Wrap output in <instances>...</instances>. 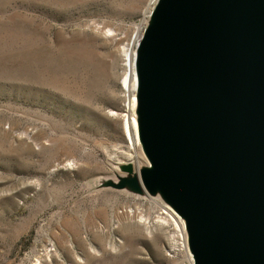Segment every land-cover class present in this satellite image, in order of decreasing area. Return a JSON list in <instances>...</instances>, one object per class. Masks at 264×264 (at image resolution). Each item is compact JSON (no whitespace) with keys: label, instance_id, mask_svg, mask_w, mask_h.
Masks as SVG:
<instances>
[{"label":"rangeland","instance_id":"374dc122","mask_svg":"<svg viewBox=\"0 0 264 264\" xmlns=\"http://www.w3.org/2000/svg\"><path fill=\"white\" fill-rule=\"evenodd\" d=\"M152 1L0 0V264H189L129 127Z\"/></svg>","mask_w":264,"mask_h":264},{"label":"water","instance_id":"95a60500","mask_svg":"<svg viewBox=\"0 0 264 264\" xmlns=\"http://www.w3.org/2000/svg\"><path fill=\"white\" fill-rule=\"evenodd\" d=\"M139 43L142 183L194 264H264V0H161Z\"/></svg>","mask_w":264,"mask_h":264},{"label":"bare ground","instance_id":"6f19581e","mask_svg":"<svg viewBox=\"0 0 264 264\" xmlns=\"http://www.w3.org/2000/svg\"><path fill=\"white\" fill-rule=\"evenodd\" d=\"M160 1L161 0H157V2L154 5V7H153V4L155 3V0H153L151 2V7H153V8H152L151 13L147 16V18L153 24H155V22H156V13L158 12ZM137 42H138V31L135 33V35H134V37H133V39L131 41V44L129 46V50L127 51L126 61H125L126 62V67H127V77H126V79L124 81V84L126 86V90L128 92H133L135 90V92H134V99L135 100H132V107L135 104V112H137V103H138V99H137V94H138L137 93V89H138L137 67H138L139 54H140V50H141V44L140 43L137 44ZM135 46H137V49H136L135 52H133V47H135ZM131 120L129 122V127L133 130V137H134L133 146L137 147L138 145H140L142 154H143V156L145 158L146 168L147 169L149 168V170H150L151 169V164H150L149 160L146 157V154H145V152L143 150V147L140 144L139 131H138V120H135L134 118H133L132 121ZM140 180L142 181V179H140ZM168 210L170 211V213L173 216L171 214H169L168 212H165V211L162 210L161 213L159 214L160 215L159 218H162L165 222L173 223V225L175 226L176 230L178 229V231H177V239L180 241V244H179L180 248L184 251V253L186 252L185 254L190 255V257L189 256L187 257L188 258V263L189 264H194V260L192 258V255L190 254V251H188L189 249H188V243H187V236H186V232H185L184 221L181 218H179L178 216H176V214H174V212H172L170 210V208Z\"/></svg>","mask_w":264,"mask_h":264}]
</instances>
